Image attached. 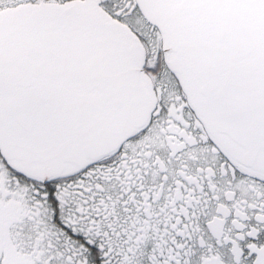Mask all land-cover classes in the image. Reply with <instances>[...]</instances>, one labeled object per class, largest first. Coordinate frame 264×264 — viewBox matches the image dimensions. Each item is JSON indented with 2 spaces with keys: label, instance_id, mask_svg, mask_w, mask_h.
<instances>
[{
  "label": "snow or ice",
  "instance_id": "1",
  "mask_svg": "<svg viewBox=\"0 0 264 264\" xmlns=\"http://www.w3.org/2000/svg\"><path fill=\"white\" fill-rule=\"evenodd\" d=\"M0 264H264V0H0Z\"/></svg>",
  "mask_w": 264,
  "mask_h": 264
}]
</instances>
